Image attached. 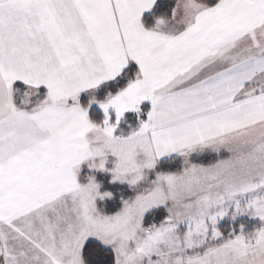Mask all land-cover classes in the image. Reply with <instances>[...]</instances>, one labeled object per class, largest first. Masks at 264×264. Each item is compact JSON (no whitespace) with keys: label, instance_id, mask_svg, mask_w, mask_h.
Returning <instances> with one entry per match:
<instances>
[{"label":"snow or ice","instance_id":"6c2138e0","mask_svg":"<svg viewBox=\"0 0 264 264\" xmlns=\"http://www.w3.org/2000/svg\"><path fill=\"white\" fill-rule=\"evenodd\" d=\"M0 264H264V0H0Z\"/></svg>","mask_w":264,"mask_h":264}]
</instances>
